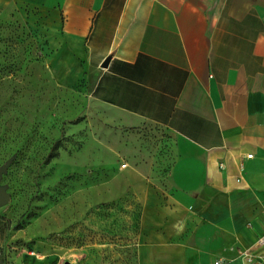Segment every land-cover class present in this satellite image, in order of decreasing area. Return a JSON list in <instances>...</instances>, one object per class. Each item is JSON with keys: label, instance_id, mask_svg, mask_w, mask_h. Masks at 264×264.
I'll use <instances>...</instances> for the list:
<instances>
[{"label": "rangeland", "instance_id": "374dc122", "mask_svg": "<svg viewBox=\"0 0 264 264\" xmlns=\"http://www.w3.org/2000/svg\"><path fill=\"white\" fill-rule=\"evenodd\" d=\"M46 19L0 0V264H202L179 139L97 102L86 50Z\"/></svg>", "mask_w": 264, "mask_h": 264}, {"label": "crops", "instance_id": "0c3cea01", "mask_svg": "<svg viewBox=\"0 0 264 264\" xmlns=\"http://www.w3.org/2000/svg\"><path fill=\"white\" fill-rule=\"evenodd\" d=\"M6 1L86 50L97 102L179 139L201 263L264 260V0Z\"/></svg>", "mask_w": 264, "mask_h": 264}, {"label": "water", "instance_id": "95a60500", "mask_svg": "<svg viewBox=\"0 0 264 264\" xmlns=\"http://www.w3.org/2000/svg\"><path fill=\"white\" fill-rule=\"evenodd\" d=\"M110 61H111V56H109L105 59V61L101 65V68L102 69L107 68ZM9 166H10V162H7L5 165H3L0 168V182H1V178H2L3 174L6 173ZM8 201H9V195L6 192V188L0 186V208L5 206L8 203Z\"/></svg>", "mask_w": 264, "mask_h": 264}, {"label": "built area", "instance_id": "2783aa9c", "mask_svg": "<svg viewBox=\"0 0 264 264\" xmlns=\"http://www.w3.org/2000/svg\"><path fill=\"white\" fill-rule=\"evenodd\" d=\"M248 159H252L253 156L249 155L247 157ZM244 171L243 168H241V172ZM240 181V180H239ZM264 224V223H263ZM258 246L263 247L264 248V235L260 238L259 242H258ZM214 264H225V262L223 260H218L216 262H214ZM248 264H264V260H260V261H254L253 257H249L248 258Z\"/></svg>", "mask_w": 264, "mask_h": 264}]
</instances>
